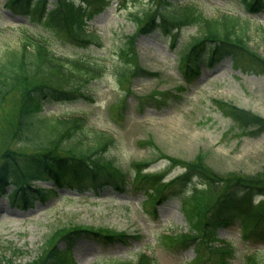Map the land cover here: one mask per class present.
<instances>
[{"label": "rangeland", "instance_id": "374dc122", "mask_svg": "<svg viewBox=\"0 0 264 264\" xmlns=\"http://www.w3.org/2000/svg\"><path fill=\"white\" fill-rule=\"evenodd\" d=\"M151 1L112 0L110 6L94 11L84 24L89 32L101 38L102 46L90 50L62 32L63 39H56L41 24H32L14 14L5 6L7 0H0V60L6 51L20 50L28 38L39 39L43 34L47 40L56 41L52 46L60 56L97 58L104 66L102 78L85 91L91 99L80 97L45 104L40 115L49 120L48 126L38 123L34 139L41 141L62 130L60 119L81 117L88 125L83 145H96L97 133L111 137L114 144L108 155L116 156L128 167L134 162L149 161L150 166L142 170L145 174L161 175L168 170L170 179L184 173L183 166L178 165L181 162L200 163L211 176L222 181L231 177L264 176V127L227 117L217 105V102L229 103L239 107L245 116L255 114L264 119V76L247 69L242 72L229 57L214 67H204L199 78L186 82L181 77L179 61L187 44L200 35V25L183 26L175 49L170 45L171 33H140L134 18L158 2ZM190 1L211 20L224 15L237 18L246 26L249 47L264 57V14H248L239 0L187 2ZM128 37L135 38V59L125 62L127 65L131 62L126 73L121 69L124 55L120 49ZM65 59H60L58 65ZM67 67L74 70L71 63L67 62ZM54 71L47 77L54 78ZM47 77L38 80L47 81ZM25 90L23 85L11 92L0 106V153L35 152L30 140H23L17 133ZM37 182L47 190L53 185L50 181ZM202 187L200 177H192L177 196L159 204L156 212L146 197L151 191L132 190L129 185L124 192L111 188L79 192L61 187L27 208L2 197L0 264H27L40 259L57 239L58 231L82 226L100 232H127L137 238L126 244L117 241L105 245L95 240H80L72 248L68 264L135 261L142 252L151 253L158 264H199L202 260H207L204 264H247L248 254H255L264 264V244L252 246L250 241H243L238 223L217 231V237L231 242V254L208 255L209 251L199 252L194 247L174 246L176 242L170 238L190 230L184 210L188 196L195 188ZM11 188L13 185L8 184L7 192ZM218 193L214 192L212 198ZM260 198L261 195L254 194L253 200ZM203 253L207 257L200 258Z\"/></svg>", "mask_w": 264, "mask_h": 264}, {"label": "trees", "instance_id": "16d2710c", "mask_svg": "<svg viewBox=\"0 0 264 264\" xmlns=\"http://www.w3.org/2000/svg\"><path fill=\"white\" fill-rule=\"evenodd\" d=\"M110 1L7 0L6 7L16 15H23L32 24H41L48 33H54L56 39H63L60 35L62 32L84 47L96 50L102 46V40L96 34L84 33V21L94 11L109 6ZM187 1L158 0L155 5L152 0L153 4L143 11L144 15L137 14L134 18L140 26V33H171L170 44L173 49L177 47L183 26L200 25V35L187 44V49H184L180 57L179 67L185 80L194 81L205 66H214L228 57L235 68L264 76V57L249 47L246 26L243 27L237 18L228 15L211 20L199 11L198 5ZM239 2L248 13H264V0ZM146 16L148 18L145 19ZM134 40V37H128L126 44L121 47L123 49H120V54L124 55L121 57V69L126 73L131 62L128 65L125 62L135 59ZM26 41L20 50L6 51L0 60V106L11 92L25 86L17 133L23 140H30L33 144L30 147L35 152L20 154L15 150H5L0 153V196L7 195L12 202L19 201L27 207L32 201L44 199L49 194V191L35 185L37 179L52 181L55 187L76 188L80 192L102 188H114L122 192L129 185L132 190L151 191L146 197L156 212L157 205L177 196L192 177L199 176L203 187L191 190L189 201H186L187 208L184 209L190 230L177 238H170L176 242L174 246L186 249L194 247L199 252L209 251L208 255L231 254V242L217 237V231L230 228L233 223L240 225L243 240L250 241L252 246L264 244V176L231 177L222 181L211 176L200 163L181 162L174 163L183 166L184 173L170 179L167 178L170 174L168 170L161 175L145 174L142 170L144 166H150L149 161L134 162L128 167L116 156L108 155L112 153L110 148L114 144L111 137L106 138V135L97 133L96 145H83L88 125L81 117L63 121L60 119L62 130L58 129L53 136H47L41 141L34 139L37 137L38 123L48 126L49 120L40 115L45 104L74 101L80 97L91 99L85 91L91 83L102 78L104 66L97 58L86 60L76 56L72 59L66 57L58 65L63 57L53 49L55 40H47L40 34L39 39L28 38ZM67 62L72 64L73 71L68 69ZM53 69L56 76L51 78L50 75L48 78V73L52 74L50 71ZM43 77H47V81L38 80ZM217 105L227 117L241 122H256L264 127L262 117L255 114H251L253 117L245 116L239 107L229 103L217 102ZM8 184L13 185V188L6 193ZM216 191L220 192L219 195L212 198ZM254 194L261 195L256 202L253 200ZM56 234L57 239L45 249L40 259L27 264H68L71 262L72 248L83 239L105 245L117 241L126 244L137 238V235L127 232H100L84 226L61 229ZM202 257L207 256L203 253ZM246 261H250L247 264H261L255 254H249ZM116 264L158 263L149 253H140L136 261Z\"/></svg>", "mask_w": 264, "mask_h": 264}]
</instances>
